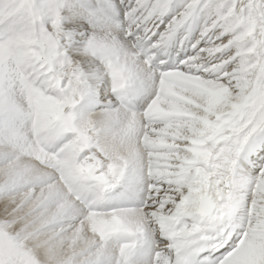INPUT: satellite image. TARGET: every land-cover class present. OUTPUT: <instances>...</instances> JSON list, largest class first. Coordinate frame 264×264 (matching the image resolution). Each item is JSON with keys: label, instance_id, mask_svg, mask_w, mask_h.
Returning <instances> with one entry per match:
<instances>
[{"label": "snow or ice", "instance_id": "snow-or-ice-1", "mask_svg": "<svg viewBox=\"0 0 264 264\" xmlns=\"http://www.w3.org/2000/svg\"><path fill=\"white\" fill-rule=\"evenodd\" d=\"M0 264H264V0H0Z\"/></svg>", "mask_w": 264, "mask_h": 264}]
</instances>
